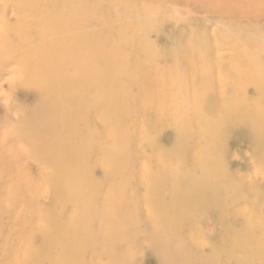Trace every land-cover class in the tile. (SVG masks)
<instances>
[{
  "label": "bare ground",
  "instance_id": "1",
  "mask_svg": "<svg viewBox=\"0 0 264 264\" xmlns=\"http://www.w3.org/2000/svg\"><path fill=\"white\" fill-rule=\"evenodd\" d=\"M0 77V264H264V0H0Z\"/></svg>",
  "mask_w": 264,
  "mask_h": 264
},
{
  "label": "rangeland",
  "instance_id": "2",
  "mask_svg": "<svg viewBox=\"0 0 264 264\" xmlns=\"http://www.w3.org/2000/svg\"><path fill=\"white\" fill-rule=\"evenodd\" d=\"M177 9H176V11H175V16H176V20H177V22L179 23H177L176 25H171V26H166V29H165V32H168V31H170V29H172V28H174V27H182L184 24H185V22L184 21H182L181 20V18L183 19V20H185L186 21V23L188 22H190V23H196V22H199L200 24H203L205 27H206V29L207 30H209L208 32L210 33V34H212L213 33V28H215V25L216 26H218L217 25V16H215V15H213V14H210V13H208V12H203V11H200V12H196V11H193L194 13H196L197 15H195L193 12L191 13V12H188L185 8H183V7H176ZM184 10H185V12H186V14H185V12H184ZM180 13V14H179ZM183 13V14H182ZM192 14H193V17H191L192 16ZM201 14V15H200ZM207 14V15H206ZM210 14V15H209ZM187 15V16H186ZM180 16V17H179ZM197 16V17H196ZM181 21H180V20ZM196 19V20H195ZM215 21V22H214ZM180 29V28H179ZM161 42H163V40L161 39ZM162 45V44H161ZM4 77V76H3ZM4 78H1L0 77V83L2 84H0V121H4L3 119L4 118H6V116H7V114H6V112H8L6 109H7V102L8 101H10V99H9V96H6L7 95V93H6V95H4L5 93H4V91H3V93H2V88L4 87V88H6L5 89V91L7 90V84L5 85V84H3V83H5L4 82V80H3ZM2 81V82H1ZM2 94V95H1ZM7 97V98H6ZM6 98V99H5ZM9 99V100H8ZM6 100V101H5ZM6 108V109H5ZM5 114V115H4ZM4 116V117H3ZM166 142H167V140H166ZM248 149L247 148H242V149H238V153L240 154V158L238 159V160H235L237 163L236 164H238L239 162V164L237 165V166H241V168L243 167V171H245L246 172V174L247 173H249L250 171H252V169L250 168V167H248V166H250L249 164H250V162H249V160H247L246 158H243V157H245V155H246V151H247ZM234 151V150H233ZM243 158V159H242ZM241 159V160H240ZM245 159H246V162H245ZM239 161V162H238ZM243 162V163H242ZM247 162H249V163H247ZM248 165V166H247ZM249 168V169H248ZM33 170H35V169H33ZM160 170H162V169H160ZM234 170V169H233ZM251 173V172H250ZM167 185H171L170 184V182H168L167 183ZM141 191H144L143 189H140ZM139 190V191H140ZM141 191L139 192V198H141V199H143V194L141 193ZM142 194V195H141ZM43 197H44V199L45 200H48L49 199V197H48V195H43ZM145 207V206H144ZM143 207V209L145 210V212H143L142 211V213L144 214H146V208H144ZM142 214V215H143ZM145 214H144V218H146L145 217ZM144 218H142V221L144 222L145 220H144ZM145 223V222H144ZM147 223V222H146ZM200 229H201V232H202V234H204L206 237H208V238H210V239H213V238H216V235H217V229H216V225H215V223L212 221V219H210L208 216H206L205 218H203V220H202V222H201V224H200ZM137 245H140V250H138L139 252L133 257V259H131L132 257H130L129 258V260H132V262L134 263V264H158V259L156 258V256H155V254H153V252L152 251H150V249H149V247H148V249L149 250H146V248L143 246V243H141V242H137ZM142 249H144L143 250V252L141 251ZM128 260V261H129Z\"/></svg>",
  "mask_w": 264,
  "mask_h": 264
}]
</instances>
